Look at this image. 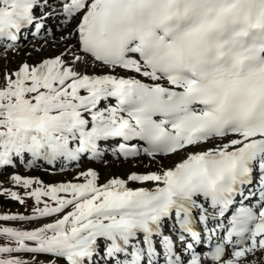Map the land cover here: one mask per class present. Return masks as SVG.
Returning <instances> with one entry per match:
<instances>
[{"label": "snow or ice", "instance_id": "obj_1", "mask_svg": "<svg viewBox=\"0 0 264 264\" xmlns=\"http://www.w3.org/2000/svg\"><path fill=\"white\" fill-rule=\"evenodd\" d=\"M25 40L60 50L0 78V195L28 207L0 222L34 225L0 224V264L264 257V0H0V59ZM110 160L149 170L16 171Z\"/></svg>", "mask_w": 264, "mask_h": 264}, {"label": "rangeland", "instance_id": "obj_2", "mask_svg": "<svg viewBox=\"0 0 264 264\" xmlns=\"http://www.w3.org/2000/svg\"><path fill=\"white\" fill-rule=\"evenodd\" d=\"M52 22H50L51 24ZM30 39V37H29ZM59 48H56L54 51L52 49H45L40 53H36L32 50V46L28 43L27 40L22 42V46L20 47L18 52L9 53L7 58L0 59V78H2L5 69L12 70L17 68L21 62L28 61L29 63H33L34 61L40 60L42 57H47V53H52L53 55L59 52ZM46 52V53H45ZM56 52V53H55ZM31 53V55H29ZM45 54V55H43ZM2 55V53H0ZM175 159V157H174ZM113 162V163H112ZM110 163V164H109ZM107 165L92 162L89 163L87 161H81L79 166L68 165L65 170H60V167L57 165L55 169L51 168H39V169H30L25 170L23 167L17 168V173L22 177H34L39 178L45 183H58V182H67L73 181V178L78 174V172L85 171L87 169H94L99 171L100 174V182H106L109 178L113 176L123 177L131 171L125 170V168H121L123 166L121 163L118 165L115 161L109 162ZM138 161H129L128 165L135 169ZM113 165V166H112ZM111 167V168H110ZM119 167L121 169H119ZM139 167V166H138ZM96 168V169H95ZM137 169V168H136ZM145 171V170H144ZM12 169H6L2 174H0V188L7 189V190H14L17 191L19 195H24V190L22 188L15 187L12 181L9 179L10 175L12 174ZM74 182V181H73ZM82 182V181H81ZM32 201H26V205L30 206ZM28 211V207L20 205L18 202L10 200L7 196L0 195V213H11V214H19V213H26ZM3 226L7 227H27L31 228L34 225H20L15 222H0ZM28 259L27 256L24 257ZM250 259H253L252 257ZM258 263L257 264H264V262L260 261V257L256 258Z\"/></svg>", "mask_w": 264, "mask_h": 264}, {"label": "bare ground", "instance_id": "obj_3", "mask_svg": "<svg viewBox=\"0 0 264 264\" xmlns=\"http://www.w3.org/2000/svg\"><path fill=\"white\" fill-rule=\"evenodd\" d=\"M50 49V48H49ZM59 50V49H58ZM46 53V52H45ZM52 53H54V52H52ZM51 52H49V53H47V57H49V56H52L53 54H52ZM56 53V52H55ZM43 55H45V54H43ZM46 57V56H45ZM28 62V61H27ZM113 163V162H112ZM168 162L167 161H165V164H167ZM110 164V163H109ZM120 165V164H119ZM123 166H121V168H125V170H129V171H135V172H138V173H143V172H145V171H148L149 169H146V168H144L143 166H136L135 167V169H133L132 167H130V165H128V163H123L122 164ZM108 166V165H107ZM113 166V165H112ZM108 168H109V166H108ZM111 168V167H110ZM120 167H119V169H121ZM137 168V169H136ZM96 169V168H95ZM145 170V171H144ZM96 171H97V169H96ZM99 172V171H98ZM132 186H134V185H132ZM251 258V257H250ZM262 260V261H261ZM260 261L261 262H264V259H263V257H260ZM257 263H258V261H257ZM260 264V263H259Z\"/></svg>", "mask_w": 264, "mask_h": 264}]
</instances>
